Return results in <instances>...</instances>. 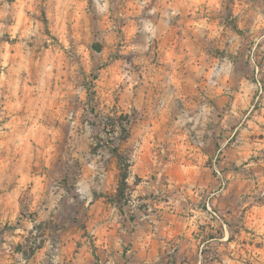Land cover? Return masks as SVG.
I'll list each match as a JSON object with an SVG mask.
<instances>
[{"label": "clouds", "instance_id": "clouds-1", "mask_svg": "<svg viewBox=\"0 0 264 264\" xmlns=\"http://www.w3.org/2000/svg\"><path fill=\"white\" fill-rule=\"evenodd\" d=\"M38 2L0 0L4 9L0 20L10 21L11 40L18 37L22 40L30 33H43L44 24L35 19L40 15ZM261 5L264 0L255 7L251 0H236L232 16L243 13L244 20L238 23L240 31L247 27L255 33L264 32V6ZM170 6L176 7L175 4ZM215 6L219 9L221 4L217 2ZM188 7L195 10L197 5ZM86 9L87 0H48L46 17L50 35L42 38L51 43L54 37L58 43L55 47L41 49L35 60H25L19 51L21 44H5L6 48H14L15 53L5 56L0 68H8L11 60L29 74L35 67L39 77L36 82L25 79L23 85L15 81L12 98L0 112V193L7 208L5 220L12 225L25 207L30 212H39L48 191L50 173L62 158L68 118H72L73 125H79L93 108L107 111L109 107L122 105L124 99L133 100L127 96L126 88L119 91L122 78L114 80L108 74L94 82L91 88L94 99L90 106L89 88L82 83L79 74L81 68L88 73L91 69L63 61V53L71 46L70 39H79L82 27L86 30ZM104 11H108L107 3ZM212 34L218 33L214 30ZM260 39L264 40V35ZM167 63L178 65L169 76V84L175 89L176 80L181 79V69L186 64H194L195 58L190 50L179 49ZM9 72L18 73V69L12 68ZM8 79L10 76L5 77L6 81ZM230 88L233 91L227 93ZM172 96L186 111L202 110L209 114L204 126L196 129L195 140L187 127L178 126L172 109L162 106L159 93L153 91L151 95L146 93L140 106L144 114L140 130L135 135L129 133L125 140L134 152L124 172L110 175L111 157L102 162L99 157L85 162L80 156L81 149L76 148L73 160L80 167V176L73 180L74 186L80 179L95 177L98 171L105 175L106 187L94 192L88 201L91 210H95L99 200L111 204L110 197L119 195L121 183L128 186L134 196L144 197L143 203L150 206L148 220L151 223L144 226L147 230L131 233L129 226L128 231H124L114 218L111 224L102 223L100 227L93 223L88 231L96 238L97 247L111 252L110 237L120 230L128 252L116 246L119 264H126L125 255L130 264H152L153 260L162 258V252L167 254V241L177 236H184L192 246L198 247L193 264H206L205 249L216 245L218 251L231 255L230 260L227 256L221 257L226 264H264V202L258 199L264 196V115H254L252 98L247 102L238 99L236 84L230 76L222 77L211 90L206 85L181 79L180 88ZM249 137L251 142L237 147L240 139L247 141ZM111 151L117 160L125 159L118 145ZM217 158L222 162L217 164ZM224 158H227L226 163ZM136 178L139 183L134 182ZM112 211L115 209L97 214V222L107 221ZM237 223L238 229L234 226ZM16 233L15 242H20L18 237L24 235L23 230L16 228ZM207 236L212 239H205ZM74 243L64 250L68 261H72L74 255L94 259L87 237L79 250ZM212 264H220V261L213 260Z\"/></svg>", "mask_w": 264, "mask_h": 264}, {"label": "rangeland", "instance_id": "rangeland-1", "mask_svg": "<svg viewBox=\"0 0 264 264\" xmlns=\"http://www.w3.org/2000/svg\"><path fill=\"white\" fill-rule=\"evenodd\" d=\"M10 1L12 0H7V2ZM136 1L138 0H87L86 12L88 20L86 30L82 27L80 29V38L70 39L69 43L71 46L63 53L62 59L65 63H79L91 69L90 73H88L81 68L79 74V77H82V83L88 86L89 90L94 87V82L99 77L111 74L112 79L122 78L123 80L119 91H123L125 88L132 90L133 92H130V95L134 97L136 89L145 79L141 73V68L149 62H156V59L142 58L144 57L143 52H139L134 48L128 49L130 35L139 34L137 26L147 15H150L147 7L154 2V0H150L149 3H144V0H141L138 3L139 6H136ZM39 2H42L37 4L40 15L35 17V19L40 20L44 24L43 33H30L22 40L19 37L17 40H11L8 31L10 21L8 19L0 20V24H3V27H0V33H3V35H0V61L10 53H15L14 48L5 47L6 43L12 45L21 44L22 47L19 51L25 60H35L41 49L57 45L58 41L54 37L51 43L42 38L43 35H50L48 32L49 21L46 17L48 5H44L45 0H39ZM251 2L255 5L261 4V0H251ZM106 3L108 5L107 12L104 11ZM227 3L229 8L234 3V0H227ZM133 10L140 11L136 14L132 12ZM3 11V7H0V12ZM106 16L107 19H105ZM81 23L83 24V21ZM128 25L130 27L133 25V27L129 29L127 28ZM246 33H248L247 30ZM246 33L244 35H247ZM69 35H72L71 26H69ZM250 35L252 36L253 34ZM261 35H264V32L256 33L254 38H250L243 51L236 55L240 63L242 80L248 81L249 84H259V89L253 96L256 102L254 112L257 111L258 116L262 114V109L264 108V40L260 39ZM96 43L101 45V52L93 49V45ZM12 68L18 69V73H10L9 69ZM9 76L10 79L6 81L5 77ZM38 78V70L35 67H32L31 74H29L19 63H14L11 60L8 62V68H0V112L4 110L5 104L12 98L15 81L23 85L25 79H31L36 82ZM93 99L94 97L89 98L90 106ZM119 108H121L120 105L115 108L109 107L107 111H96L93 108L92 112L79 125H73L72 118H68L65 142L61 153L62 158L54 164L50 173L48 191L39 212H30L25 207L16 224L12 225L5 220L7 208L5 201L2 199L3 194L0 193V264H7L9 260L11 264H74V262L75 264H119L115 253L116 246L119 245L120 248H124L125 253L128 252V248H125V237L120 230H118L116 236L110 237V247L113 251L108 252L97 247L96 238L88 231L90 226L93 223H96V227H100L102 223L111 224L112 220L116 218L117 223L122 225L124 231H128L129 226L131 233L147 230L144 226L151 223L148 220V216L151 213L149 210L150 206L143 203L144 197L134 196L133 192L128 189L129 200L121 207H116L113 204L106 205L104 200H99L95 210H91L87 206L88 201L92 199L94 192L106 187L104 172L98 171L96 176L89 180L80 179L75 186L72 180L75 176L73 153L78 147L81 149L80 156L85 162L97 157L102 162L111 157L112 172L110 175L119 173L117 159L110 155L108 149L111 145L108 140L113 139L104 133L106 129L101 122L102 117L121 114L122 109ZM122 112L125 113L124 111ZM134 112L135 110L130 109L125 113L135 114L134 124L130 133H132L134 127L139 125L138 115ZM203 126L202 120L198 124L191 123L190 127L192 129L187 125L193 140L196 139V129ZM69 132L72 134H69ZM242 140L243 138L239 140L238 144L243 145ZM115 141V145H119L120 151L129 160L132 159L134 148L128 143ZM220 155L222 156L223 154ZM262 155H264V150H262ZM259 158L257 157L256 159ZM221 162V159L217 158L216 163L219 164ZM223 162L226 163L227 158H224ZM153 180H155V177H153ZM134 182L139 183V178H136ZM73 196H77L78 199ZM258 199L260 202H264V196H260ZM111 209H115V211H112L107 221L97 222V214L102 215L104 211H110ZM234 226L237 229L239 228L238 223ZM16 228H21L24 233V235L18 237L20 242H15V238H17ZM64 229H66L68 234H63ZM201 235H203V231ZM84 237H87L92 245L94 259L90 261L86 256L74 255L72 261H63L64 245L68 243L70 245L75 242L74 247L79 250L83 246L81 242ZM32 238L43 240L44 245L31 260L25 261L23 254L18 251L17 247L19 245L25 246L28 239ZM205 239L211 240L212 237L207 236ZM176 240H179L180 243H176ZM167 243V254L165 255L162 252V258L153 260L152 264H193L196 259L194 253H198V247L192 246L190 241L184 236L169 239ZM5 245H7V248L4 247ZM52 245H57L56 251L51 248ZM128 247H131V245ZM218 247L216 245L205 249L203 255L206 264H212L213 260H219L220 264H226V260L222 259V256H227L229 260L232 259L230 254L218 251ZM124 259L126 264H130L127 255H125Z\"/></svg>", "mask_w": 264, "mask_h": 264}, {"label": "crops", "instance_id": "crops-1", "mask_svg": "<svg viewBox=\"0 0 264 264\" xmlns=\"http://www.w3.org/2000/svg\"><path fill=\"white\" fill-rule=\"evenodd\" d=\"M140 1H136V6H139ZM149 1L144 0V3H149ZM217 2L221 4L219 9L215 6ZM173 4L176 7L170 6ZM191 4H196L197 8L193 10L188 7ZM227 4V0H154L147 7L150 15H147L137 26L139 34L130 35L128 49L134 48L143 52L144 57L142 58L156 59V62H149L141 68V73L145 78L142 81L143 84L141 83L136 89V93L132 97L133 100L124 99L120 105L121 108H119L125 113L130 109L135 110L138 115L139 125L134 127L132 135L140 130L142 124L144 114L139 109L144 97L146 93L151 95L153 91L159 93L162 106L168 105L172 109L173 118L178 122V126L187 127L189 125V128L192 129L190 124H198V120L200 122L202 120L205 124L209 117L208 113L202 110L186 111L183 105H179V102L172 96V93L180 88L181 79L206 85L207 89L211 90L217 86L222 77L230 76L236 84L238 99L242 102H247L249 98L254 100L253 96L258 91L259 84H249L248 81L242 80L240 63L236 55L243 51L250 38H254L256 33L247 27L244 31H240L238 23L244 20V15L242 13L238 17H233L232 8L234 5L231 4L228 8ZM252 4L253 7L256 6L253 2ZM44 5H48V0H45ZM139 11L133 10L132 12L137 14ZM204 20L207 21L206 24L201 23ZM131 27L127 26L129 29ZM214 30L218 33L217 35L212 34ZM179 49L190 50L195 58V63L184 65L181 69V79L176 80L174 89L169 84V76L174 74L178 65L169 64L167 61L176 56ZM232 91L233 89L230 88L227 93ZM130 92L133 91L127 89V96H131ZM254 115L259 117L257 111L254 112ZM261 115H264V108ZM251 118L249 117V119ZM246 142H251V137L247 141L242 140L243 145ZM243 145L237 144V147ZM63 234H68L66 229ZM68 246L69 243L63 247V261H68L64 253Z\"/></svg>", "mask_w": 264, "mask_h": 264}, {"label": "trees", "instance_id": "trees-1", "mask_svg": "<svg viewBox=\"0 0 264 264\" xmlns=\"http://www.w3.org/2000/svg\"><path fill=\"white\" fill-rule=\"evenodd\" d=\"M93 49L95 51L101 52L102 47L99 44H94ZM94 97V94L89 90V98L91 99ZM135 113V112H134ZM96 117L97 114H95ZM134 117L135 114H114L109 115L107 117H102L101 122L104 125L105 129L104 133L113 140H108V142L111 144L109 146V153L112 157V149H114L117 145H115V140H117L119 143H125V140L129 136V133L131 132V127L134 124ZM119 146V145H118ZM119 152L125 157V159L117 160L118 166H119V173L124 172L125 168L128 167L127 160L129 158L125 156L119 149ZM115 158V157H114ZM74 167H75V176L72 180L75 178H78L80 175V167L78 163L74 161ZM130 175V172L128 173ZM66 182V180H64ZM129 187L121 183L120 186V192L119 195H113L110 198L112 199V203L116 207H121L123 204L128 202V191ZM75 199H78L77 196H73ZM40 226V225H39ZM44 245L43 240H39L37 238L28 239L26 245H19L17 247L18 251H20L23 254V258L25 261L31 259L38 250L42 249ZM26 248V249H25Z\"/></svg>", "mask_w": 264, "mask_h": 264}, {"label": "built area", "instance_id": "built-area-1", "mask_svg": "<svg viewBox=\"0 0 264 264\" xmlns=\"http://www.w3.org/2000/svg\"><path fill=\"white\" fill-rule=\"evenodd\" d=\"M51 248H53L56 251L57 245H52Z\"/></svg>", "mask_w": 264, "mask_h": 264}]
</instances>
